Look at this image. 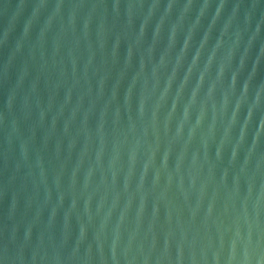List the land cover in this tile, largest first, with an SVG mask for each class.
<instances>
[{
  "label": "water",
  "instance_id": "95a60500",
  "mask_svg": "<svg viewBox=\"0 0 264 264\" xmlns=\"http://www.w3.org/2000/svg\"><path fill=\"white\" fill-rule=\"evenodd\" d=\"M0 264H264V0H0Z\"/></svg>",
  "mask_w": 264,
  "mask_h": 264
}]
</instances>
